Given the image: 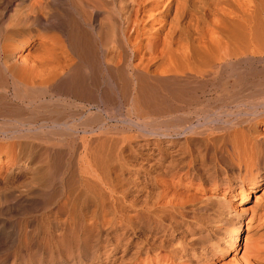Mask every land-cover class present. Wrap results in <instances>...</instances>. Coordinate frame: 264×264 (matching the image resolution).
Wrapping results in <instances>:
<instances>
[{"label":"bare ground","instance_id":"1","mask_svg":"<svg viewBox=\"0 0 264 264\" xmlns=\"http://www.w3.org/2000/svg\"><path fill=\"white\" fill-rule=\"evenodd\" d=\"M26 2L27 14L24 15L26 12L23 13V16L25 17L21 19L26 20L28 24L30 23L33 26H36L39 29L37 30L39 34V31L41 30L44 32L53 31L56 32V34L59 33V36L62 35L66 40L69 51L77 59V64L74 63L75 65H73L72 63H67L65 55L63 56V54L57 53L56 45L59 46L60 44V46H62L65 44L61 45L57 38L49 35V33L46 34L49 38H46V35H44L45 38H38V40H33V37L26 36L28 40L23 41L22 44L19 43L23 39H25L23 37L24 35L20 36L19 33H13L14 35L10 40L0 45V55L2 54L4 56V61H0V153L3 150L5 152L7 151V153H5V157H2L0 154V172L5 170L4 174H6L12 172L13 169L18 168L19 171L16 172V174H23L24 169H28V167L31 166L33 160L36 157L42 156H33L32 158H30L29 156V158L27 156L24 157L20 152L22 143H20L19 140L26 137L29 138L30 135H42V133H39L43 132L41 130L49 128L52 129L57 126H62L67 131L72 133L75 131V128L78 126V124L81 126L83 124L77 122L74 123L73 119H71L67 115H65L66 117L62 116L63 113L61 114L60 112V116H58L57 114L55 115L52 112L48 114L46 113L45 115L42 114L43 116H40V118H37L35 114L33 115L34 112H30L29 115V112L27 114H23L25 110H22L23 113L22 111L21 113H19L16 110L18 107L13 103L8 102V94L11 90L13 92L12 98L16 102L27 100L24 95L30 93L31 91L48 87L51 88L54 93H59V95L64 94L65 96L69 95L79 100L95 101L98 102L97 104H106L107 102H111V100H113V102L111 103H114V101H116L119 88L121 86L118 80L122 79L124 80V82L126 80H132L131 83L134 87V95L128 97L126 95V97H124L126 104H128V109L126 110V120L137 125L139 124L138 121L143 119L142 114L145 112V109L146 111H148L149 108H153V110L156 111L155 114H164L163 111L165 110V108L172 109L173 112L182 110L183 105H186L188 102L183 99L185 98L184 94L187 93V90L188 92H190L189 88L192 83L199 82V84H201V82H204L206 79L208 80L211 75H217L218 77V74L221 73L222 69L227 66H232L236 69H241L242 72L240 73V77L243 78L242 80H250L246 84L244 82V94H242L238 90V93H241L240 96H238L237 93L236 97H234L233 93V96L231 98H228L224 103L221 104L222 106L223 104H232L233 108L229 107L228 110L221 111L217 115L218 117H226L225 120H222L220 122V127L223 129L226 128L227 130V133L223 134L221 137L222 145L220 146L219 144L220 148H218V146V149L216 150V154L220 155L221 164L223 165L220 169L221 173L218 176L209 174L208 176L206 174L208 177L204 178V173L200 172L198 177L195 179V177L192 176L193 171L197 172V170L199 169L194 168L192 161L194 156H192V153H189L187 162L185 163V165H182L183 168L177 169L176 171L170 173V175L168 174V177H166L165 173H161L156 177H153L154 179L150 182V186L159 188L160 193L158 194V199L153 203L152 211L155 212V210L160 208L161 210L164 209L165 212H169L172 210L178 212L183 208L181 206L182 203H180V200L182 198H180L179 203H177L178 201L176 202L173 199V197L176 195V190H167L168 186L171 187L170 181L173 180V178H175L176 181L185 182L184 186L186 187V189H190L191 187H193V183L196 182L195 188L193 187L194 189L200 188L201 190H204V188L206 189V187L204 186H208L213 191L222 190V192H226L231 198H236L239 196L242 198L241 202L246 201L247 198H249L250 192L248 189V185H250L251 188L255 189L259 186L260 181L264 180V0H132V12L130 18L128 17V20L126 22L124 30L125 34L123 38L126 46L129 49L128 53H122L124 62L125 60L127 62L126 64L124 63V65L123 63H121V58H119L115 62V65L111 64L112 60H108V57L107 60L104 59L105 50L102 47L105 39V32H107L108 36V31H106V29L108 28L105 29L106 26L104 24V21L99 20L98 23L94 27H92V34L91 32H84L83 30L80 31L81 28L78 27L81 23H84L86 26H90L93 22L96 21L99 16L105 14L106 8L104 9L103 5H101L102 3H99V1L26 0ZM24 3V0L6 1V5L4 6L5 11L10 7L14 9H12L11 16H9L10 13L8 14L9 18L7 21H13L19 16L18 15L16 17L18 10L20 12V9L24 7ZM41 5L50 6L52 11H50L51 9L48 8L50 11L49 14L44 15L42 13V15H38L36 8L40 7ZM20 16L22 17V15ZM18 23L19 22H17V24ZM28 24L27 26H29ZM15 25L12 26L14 27L12 29H15ZM18 27L19 26H17V28ZM22 30L21 34L24 33ZM16 44L19 45L17 46ZM33 45H35V51L34 53H32L34 56L32 55L26 58V55H22L23 57H20V51L27 50V48L33 47ZM16 49L19 50L16 52ZM124 52H126L125 49ZM13 53L16 55V59L13 58ZM23 58L26 59L24 60ZM59 59L63 60V62H61ZM127 71H130L129 75H126ZM124 84L127 85V81ZM159 87H164L165 93H161V97L155 98L154 93L157 89H160ZM160 90L158 92H160ZM129 93L130 90L128 91V94ZM167 95H170V98H168ZM201 114L205 123H209L210 121H213L215 119V117L213 120L209 119V114H207L206 112ZM72 115L74 116V114ZM131 116H133L136 122H133L130 119L132 118ZM177 117L176 120L178 119ZM176 120L172 121L173 123L171 125L161 123V120L159 123H154L151 126H148V128H150L149 132H144L164 139V145L166 148L169 147V145H173L175 143L172 138L181 137V139L183 140L180 145L182 149L183 146H186L187 144L191 143V141H193L190 137H188L193 127L188 122H185V124H183L181 122L177 123ZM217 120L219 121V118H217ZM37 124H39V126ZM49 124H51V126H49ZM142 124L144 125L143 122ZM142 124L140 125L143 126ZM36 125L38 127H36ZM49 131L50 130H48L47 133H49ZM141 131L143 130L141 129ZM52 132L53 131H51V133ZM30 138L29 140H31ZM210 145L211 142L209 144V147H212ZM44 147L45 146H43V148ZM209 147L205 146V148L203 149V153L201 156L202 158L209 151ZM118 148L115 149H117L118 151ZM96 149L99 150L100 148L96 147ZM111 149L112 148L109 149V152L112 151L114 147L112 150ZM94 150H92V152ZM42 151L43 150L40 149L39 151H37V153L34 154L38 155ZM101 151L98 153V155L101 153ZM86 152L88 153V150ZM104 152H106L105 149ZM93 153L96 152L94 151ZM111 153H113V151ZM45 154L47 155V157H50V159L58 161L60 159L59 157L61 153L60 151H57L55 149H46L43 155ZM124 154L125 152L123 153V155ZM88 155L90 157L89 153ZM94 156L89 159H92ZM118 157H121L120 154ZM50 159H48V161ZM61 159L63 158L61 157ZM100 159H104V156H102ZM100 159L98 158V161L96 162H99L101 164L105 161H101ZM94 162L95 161H93L92 164H94ZM42 164L41 166H35L36 168L34 167L33 173L31 172L32 180L30 179V184H27L28 186H25L27 194L32 193L31 195L36 194V196H47L46 189H50L48 188V185H44L46 183L44 181L47 178L50 180L53 177L52 180H50L51 182L47 179V184L53 186L52 184L56 183L57 181L58 183H60L63 179L62 175L64 171L62 173V167L57 168V166V170H52V177H50L51 174L48 172V170L46 171L47 166L44 168L45 164L43 166ZM111 164L113 166L107 168L105 166L107 170L105 168L104 169L106 170L108 179L110 178L113 182H116L118 181L117 179H119L123 174L122 165H115L113 162H111ZM51 165L53 168V163ZM89 165L90 164H88L87 166ZM101 165L100 168H102L103 171V167H101ZM106 165L110 166L108 163ZM98 166L96 165V167ZM47 169H49V167ZM92 170L90 171L92 172ZM80 171L81 170H79V172ZM95 171L96 170H94V172ZM103 172L105 174V171ZM87 173H82L83 175L81 174L83 177L84 175L85 177L87 176L85 178L87 183L90 181L92 182V180L93 182H95L97 177L96 179L91 180L90 177L92 176ZM73 174L74 177H77V179L80 180L78 175L75 174V171L73 172ZM101 174L103 175V173ZM82 176L81 178L84 180ZM10 177L17 178L18 176L11 175ZM84 181L81 182L83 183ZM86 181L85 186L88 185ZM102 181H104V177ZM3 182L5 181L2 180V183ZM41 182H44V184H41ZM98 183L100 182L98 181ZM102 183L104 184V182ZM75 184H77V182ZM93 184L96 185V182ZM236 186H238L237 190ZM86 188H84L85 194L87 190ZM78 190L81 193L78 192L79 194H76L71 198H69V193V197L67 196L69 199L67 198V200H64L62 204H56V211L54 210L55 213H53L54 217L55 215L56 217L53 221H51V224L46 225L45 227L41 225L40 228L32 229L29 232H26L28 230L23 231V233L20 232L21 234L18 232L20 235L11 234L10 232H6L3 228H0V252H2L3 249L11 247L14 243L20 241L22 243L24 242L25 246H29L31 248L33 254L32 258L34 259L31 264H77L78 261L76 260L80 257L79 253L85 251V249L90 244V232H92L94 228H96V225H98V219L96 220V216L99 215L98 210L101 209L104 212L105 209V203L101 204L100 202H98L96 205L92 202L93 198H91V200H88L87 197L83 199V191L80 189ZM17 191L13 188L9 190L5 189L4 191L0 192V210H4L5 207L6 211L9 209H13L14 207H16V202H22L24 197L23 195H16ZM97 192L99 196V191ZM145 194L147 195L146 192ZM64 198L66 199V196ZM160 198L162 200L167 198V200L159 203L158 201L160 200ZM175 198L177 199V195ZM208 198H210V196ZM201 201L203 202L202 199ZM80 202H84V204L88 206L87 210L89 211L87 213H79L78 207L81 204ZM208 202L210 201L208 200ZM228 202L229 200H227V203ZM4 203H7V205L4 206ZM204 203H206L205 200ZM253 207L257 209L258 204L255 203ZM150 208H152V206ZM120 211L121 209L118 210L119 213ZM156 212L158 213L159 210ZM262 213L263 217L260 219V215L258 214L259 216L256 219L257 225L252 232L253 237H247L246 232L242 254L239 257L234 255V264H264V209L262 210ZM108 214L111 213L105 214L104 212V215L106 216H104L106 218V222L109 221L108 218H110H107V216H110ZM226 214H224L223 210L219 211V215L223 218L219 217L218 222L222 221V226H219V224L217 223L216 226H214L215 228H210V230H213L211 231L213 233L212 235H209L208 238L205 236L198 237V234L196 235V238L192 233L193 231L189 232V236H187L188 234L184 233L178 236L169 234V237L171 236L172 239H176V241L180 240L182 242H178L177 248L175 246L174 248H172V239L168 240L167 242V240L156 237L157 234L152 235L150 238L151 241L148 243V247L144 251L146 257L142 262H139L138 264H211L208 263V259H198L202 258V254H200L201 251L197 252V256H195L197 258L191 255L192 252L195 253L196 249H193L195 244H201L203 238L206 240L205 244L207 242L209 243V253H211L212 256L216 259L218 258V256H221L225 253L237 252L236 250L239 247V245L237 244V240L240 230V222L238 220L239 216L235 215L236 217L228 220L229 218L224 219ZM122 215H128V213H124L123 211ZM100 216L103 217L102 213L100 214ZM58 217L63 218L62 221H57ZM130 217L126 219H130ZM85 219L86 221L87 219H89L90 224H85ZM103 219L99 220L103 221ZM202 223L203 222H201V224ZM247 228L248 226H246L245 231H247ZM201 231H203V229ZM249 238H254V240L252 244L249 245L250 247H247V240ZM198 246H200L201 249L205 248L204 245ZM150 252L152 253V256L147 257ZM189 256L193 257L194 260H192ZM104 258L105 261L103 262V264L111 263L112 260L109 259L108 255ZM210 261L212 262V260ZM1 264L7 263L3 261Z\"/></svg>","mask_w":264,"mask_h":264},{"label":"rangeland","instance_id":"2","mask_svg":"<svg viewBox=\"0 0 264 264\" xmlns=\"http://www.w3.org/2000/svg\"><path fill=\"white\" fill-rule=\"evenodd\" d=\"M6 1L7 0H0V45H2L4 42L10 40L15 33H19L20 36L24 35L23 37L25 39H23L19 44H22L23 41H25V40L27 41L28 36L33 37L32 38L33 40H35V39L38 40V38L39 39L45 38L44 35L49 33V35L53 36L54 38H57V40L59 41V43H61V45L65 44L62 46H60V44H59V46L56 45L57 53H59V54L61 53V54H63V56L65 55V57L67 59V63H69V64L72 63L73 65L77 64V59L69 51L66 40L62 35L59 36V33L56 34V32H53V31H45L44 32L41 30L39 31L40 32V34H39L37 31L39 29L36 26H33L30 23L28 24V22L26 20L21 19V18L25 17V16H23V13L26 12L24 15L27 14V2H26V0H24L25 5L23 4L24 7L22 9H20V12L18 10V13L16 15V17L19 15L17 17L18 19L16 18L15 20H13L15 23L13 21H10V22L7 21L9 16L12 15L11 13H12L13 8L10 7L5 11L4 6L6 5ZM96 1L97 2L99 1V3H102L101 5H103L104 9L106 8L105 14L99 16L96 19V21L93 22L90 26H86L84 23H81V24H79L78 27L81 28V29L79 28L80 31L83 30L84 32H86V31L91 32V34H92V31H91L92 27H94L98 23L99 20L104 21V24L106 26L105 29L108 28V29H106V31H108V36H107V32H105L106 35L104 34L105 39H104V44L102 47L105 50L104 51L105 54L103 53L105 56L104 59L107 60L109 58L108 60H110V61L112 60L111 64L115 65V62L119 58H121L120 59L121 63H123V65H124V63L126 64L127 62H126V60L124 62V57H123L122 53L123 54L128 53L129 49L126 46L123 38H124V34H125L124 30H125L126 22L128 20V17L130 18V15L132 12V7H131L132 6L131 5L132 0H96ZM43 6L41 5L40 7L36 8L38 15H42V13L44 15L49 14L50 11H52L50 6H48V5H43ZM41 8H42V10H41ZM48 8L51 10L49 11ZM19 13H21V14H19ZM8 14H9V16H8ZM20 15H22V17ZM21 21L23 23H26V22L27 23L23 24ZM17 22H19V23L17 24ZM20 22L22 25L20 24ZM27 24L29 26H27ZM13 25H15L16 31H15V29H12V28H14V27H12ZM17 26H19V27L17 28ZM1 29L3 32L1 31ZM21 30L24 32L23 34H21L22 33ZM40 35H41V37H40ZM61 37H63V38H61ZM46 38H49L48 35H46ZM62 41H63V43H62ZM34 46L35 45H33V47L27 48L28 51L27 50L20 51L21 52V53H19V54H21L20 57H23L24 55H26V58L28 56H32L33 55L32 53H34V51H35ZM122 49H123V51H122ZM124 49L126 52H124ZM18 50L19 49H16L15 51L17 52ZM16 52H14V53H16ZM29 53H30V55H29ZM15 56L16 55L14 54L13 58H15ZM26 58H23V59L25 60ZM0 61L1 62L4 61V56L2 54L0 55ZM60 61L63 62V60H60ZM241 72L242 71H241V69L239 70V68L236 69L235 67L227 66L221 70V73L218 74V77H217V75L216 76L211 75L208 78V80L206 79L204 82H201V84H199V82L192 83L191 84L192 86L190 85V88H189V91L191 92V94H190V92H188V90H187L188 94L187 93L184 94L185 98H183V99L185 101H188V102L186 105H183L182 110L177 111V112L176 111L173 112L172 109L165 108V110L163 111L164 114L163 113L162 114H158V113L155 114L156 111H154L153 108H151V109L149 108L148 111H146V109H145V112L143 111L144 113L142 115H143V119L145 117L146 118L144 120L143 119L139 120L138 121L139 124H137V125L130 123L128 120H126V118H127L126 117L127 116L126 110L128 109V104H126L124 97H126V95H127V97L134 95V92H133L134 87L131 83L132 80H130V81L126 80L127 85L124 84L126 81L124 82V80H122V79H120L122 81L118 80L119 84L121 85L119 88L118 95H117L118 97L116 98V101H114V103H111V102H113V100H111V102H107L106 104H102V103L97 104L98 102H95V101L79 100V99H76V98L69 96V95L65 96L64 94L59 95V93H54L52 91V89L48 88V87L38 89L35 91H31L30 93L24 95V97H26L27 100L21 101V102H16L12 98L13 92L11 90L8 94V97H9L8 100L9 101L8 100L7 101L13 103L18 108L21 109L20 110L16 107L17 112L21 113L22 110L23 111L25 110L24 113H23V111H22V113L27 114L29 112L28 113L29 115H30V112L31 113L34 112L33 115L35 114L37 118H40V116H43L46 113L48 114V113L53 112V114H55V115L57 114L58 116H60L63 113L62 116L66 117L65 115H67L68 117L73 119L74 123L75 122L81 123V124L83 123L82 124L83 127L78 124V126L75 128V131H74L75 133L72 132L73 133L72 134L71 132L67 131L64 127L57 126L55 128H52V129L49 128V129L41 130L43 132H39V133H42V135L41 134L36 135L37 137L40 136L39 138H37L36 136L30 135L29 138L31 137L30 138L31 140H29V138H27V137L23 138L25 140H23V139L19 140L20 143H22L21 147H23V148L20 147V152L23 154L24 157L29 156L30 158H32L33 156H41V155L42 156L36 157L33 160V163L31 164V166L28 167V169H24L23 174H20V175L16 174V172L19 171L18 168L13 169L12 172L6 173V174H4L5 170L0 172V176H1V178H0V189H1L0 192L4 191L5 189L9 190V189L14 188L16 191L18 189L16 195H23V197H24L22 202H20V201H18V203L16 202V205H15L16 207H18L20 205L18 208L14 207L13 209H9L6 211L5 210L6 207H5L4 210L3 209L0 210L1 211L0 212V228H3L6 232H10L11 234L20 235L25 230H28L26 232H29L32 229L40 228L41 225L45 227L46 225L51 224L52 223L51 221H53L54 218L56 217V215L54 217V214H53L56 211L55 210V207L57 206L56 204H62V202H64V200H67V198L69 196H70L69 198H71V197H74L76 194H79L78 192H80V191L78 189H80L83 191V197H82L83 199L85 197H87L88 200H91V198H93L92 202L96 205L98 202H100L101 204L105 203L104 208L106 210L108 209L107 211L104 209L105 214H107V213H111V214H108L110 216H107V218L108 217H110V218H108L109 221L106 222L105 221L106 216L104 215L103 210H101V209L98 210L99 215L97 214L98 216H96V220L98 219V222H97L98 225H96V228H94V230L92 232H90V234H89V243L90 244L88 243L89 245L85 249V251L79 253L80 257H79V259L76 260V261H78L77 264H103V262L105 261L104 257L107 255H108L109 259L112 260L110 264H138L139 262H142L143 259L146 257L144 254V251L148 247V243L151 241L150 238L152 235L157 234L156 237H160L161 239L167 240V242H168V240L172 239L171 236L169 237V234H174V236H178V235L184 233V234H188L187 236H189L190 231H193L192 233L194 234L195 237L198 234L197 235L198 237L199 236H205L208 238V236L212 235V233H213V232H211L213 230H210V228L211 229L215 228L214 226H216L217 223L219 224V226H222L221 225L222 221L218 222V218L219 217L223 218L222 216L219 215V211L223 210L224 214H226V213L228 214V215L227 214L225 215L224 219L229 218L228 220H230L231 218L239 216L238 220L240 222V230H239V237L237 240V244L239 245V247L236 250L237 252L225 253L221 256H218V258L216 259L215 257L212 256L211 253H209V249H208L209 243L207 242L205 244L206 240L203 238V241L201 244H197V245L195 244V246L193 248L194 250L196 249L195 253L192 252L191 255H193V257H195V256H197V252L201 251L200 254H202V258H198V259H201V260L202 259L203 260L208 259V263H211V264H234V262H235V260L233 258L234 255L239 257L242 254L243 246L245 243L244 237L246 235V232H247V237L252 236V232H253L255 226L257 225L256 219L258 218L259 215H260L259 216L260 219L263 217L262 210L264 209V193H263L264 192V180L260 181L259 186L255 189L251 188V186L248 185V189L250 192L249 198H247L246 201L241 202L242 198L239 196L236 198H231L229 196V194H227L226 192L224 193V192H222V190L221 191H213L208 186H204V187H206V189L204 188V190H201L200 188L194 189L195 184H196L195 181H194L195 183H193L194 188L191 187L190 189H186V187L184 186L185 182L176 181V179L173 178V180L170 181L171 187L168 186L167 190L171 191L173 189V190L177 191V193L175 191V194L177 195V199L175 198L176 195L173 197L174 201H176V202L178 201L177 203H179L180 198H182L180 200V203L183 204V205L181 204V206L183 207L182 209H180L181 212H180V210L178 212H175L174 210L169 211V212L168 211L165 212L164 209L161 210L160 208L155 210V212L152 211L153 210V203L158 199V194L160 193V189L157 187L150 186V182L153 181V179H154L153 177H156L157 175H159L161 173H165L166 177H168V174L170 175V173L176 171L177 169L183 168L182 165H185V163L187 162L189 153H192V156H194L192 159L194 168L199 169V170H197V172L193 171L192 176H194L195 179L198 177L200 172L204 173V176H203L204 178H207L209 175L218 176L221 173L220 169L223 165L221 164L220 155L216 154V150L218 148H220V146L222 145L221 144V137L223 134L227 133V130H226V128L223 129L220 127V122L222 120H225L226 117H224V116L218 117L217 115L221 111L228 110L229 107L233 108L232 104H229V105L223 104V106L221 104L224 103L228 98H231L233 95H234V97H236L238 90L242 94H244L243 91L245 89V84L250 79L242 80L243 78L240 77ZM127 73H126V75H129L130 71H127ZM220 74H221V76H220ZM231 76H232V78H231ZM244 82H245V84H244ZM193 84H195V85H193ZM125 85H126V87H125ZM159 88L161 90L157 89L156 92L154 93L155 98L161 97L162 96L161 93H163V94L165 93L164 87H159ZM194 88H196V89H194ZM121 89L123 91V94H122ZM128 89L130 90V93H129L130 95L128 94V91H129ZM191 89H193V90H191ZM159 90H160V92H158ZM125 92H127V93H125ZM240 92L238 93V96L241 95ZM189 95H191V96H189ZM167 96H168V98H170V95H167ZM19 105H20V107H19ZM153 111H154V113H153ZM205 112L207 114H209V117H210V118L208 117L209 119L213 120L215 117V119H214L215 121L213 120V121H210L209 123L206 122L207 123L206 124L204 122L202 114H201V113H205ZM215 113H217V114H215ZM72 114H74V116ZM177 115H178V117H177ZM131 117L132 118H130V119L133 122L134 121L136 122V120L133 118V116H131ZM176 117L178 118L177 120H180L182 118L184 122L182 121V119L180 121H177ZM171 118L172 119L174 118V119L172 120ZM217 118H219V121L217 120ZM174 120H176L177 123L181 122L183 124H185V122H188L193 127L191 132H190L191 135L189 134V136H188L193 141H191L192 144L189 143L186 146H183V148H186V149H183V148L181 149L180 145L183 142L181 137L172 138V140H174L175 143L173 145H169V147L166 148L164 145V139L157 137V136H153L149 133H145V132L150 131V128H148V126H151L154 123H159L161 121V123L171 125L173 123L172 121H174ZM142 122L144 123V125L142 124ZM0 124H1V121H0ZM140 124H142L143 126H141ZM37 125L39 126V124H37ZM37 125H36V127H38ZM49 126H51V124H49ZM141 129L143 131H141ZM48 130H50L49 133H47ZM51 131H53L54 133L53 132L51 133ZM68 132H69V136H68ZM45 133H46V135H45ZM36 139H37V141H36ZM125 140H126V142H125ZM210 142H211L210 146H212V147H209ZM122 144H124V145H122ZM219 144H220V146H219ZM43 146H45V147L43 148ZM205 146H208L210 149L207 152V154L202 158L201 156H202L203 149L205 148ZM96 147L100 148V149L98 150V149H96ZM101 147L103 148V150ZM106 147H107L108 152L106 150ZM113 147H114V149H113ZM110 148L113 149V150L111 149L113 151V153H111L112 151L109 152ZM115 148H118L119 152ZM23 149H24V153H23ZM40 149L43 150L40 154H38V155L34 154V153H37V151H39ZM46 149H55L57 151H60L61 154H60L59 158L61 159V157H62L63 159L60 160L58 158L59 159L58 161H56V160L54 161L53 159H50V157H47L46 154H45L46 156L43 155L44 151H46ZM94 149H96L98 151H96ZM104 149L107 153L104 152ZM87 150H88V153L90 154V157H89L88 153L86 152ZM92 150H94L96 153H93L94 151L92 152ZM114 150H116V151H114ZM188 150H190V151H188ZM100 151H101V153L98 155V153ZM85 152L87 153L88 156L86 155ZM102 152H104V153H102ZM124 152H125V154L123 155ZM199 152H200V154H199ZM5 153H7V151L5 152L3 150V151H1L0 154L2 157H5ZM113 154H114V157H113ZM119 154L121 157H118ZM91 155L92 156L95 155V156L92 159H89L92 157ZM109 155H110V157H109ZM102 156H104V159H100ZM47 158L50 160L48 161ZM98 158L101 161L105 160L104 162L101 163L102 165L99 162H96V161H98L97 160ZM106 158H108V159H106ZM118 158H119V160H118ZM91 160H92V162H91ZM106 160H107V162H106ZM108 160H109V162H108ZM93 161H95L96 163L94 162V164H92ZM40 162H41V164L43 163L42 166L45 164L44 168L47 166L46 171L48 170V172L51 174L50 177H52L51 172H53L57 166H58L57 168L62 167L61 168L62 173L64 171V173L62 175L63 181L61 180L60 183H58V181L56 183L53 182L54 184H52L53 186H51L50 184H47L48 180H49L48 178H47L48 180L46 179L47 181L46 180L44 181V182H46L45 184H44V182L43 183L41 182V184L48 185L49 186L48 188L50 189V190L46 189L47 196L44 195V197L38 196V195L36 196V194L31 195L32 193L27 194V190L25 187V186H28L32 180L31 179V177H32L31 172L33 173L34 167L35 166L37 167V165L41 166ZM61 162H62V164H61ZM105 162H106V164L108 163L110 166L106 165ZM111 162H113L115 165H117V164L119 166L122 165L123 174L121 175V177L119 176L120 177L119 179H117L119 182L118 181L113 182L110 178L108 179V176L106 175L107 174L106 168L113 166L111 164ZM37 163H39L40 165ZM52 163H53V168L51 165ZM56 163H58V164H56ZM97 163H99V164H97ZM64 164H66V165H64ZM86 164L87 165L90 164L89 165L90 168ZM200 164H201V166H200ZM93 165H95V166H93ZM96 165L97 166L99 165V166L96 167ZM100 165H101V167H103V171H105V174L102 171V168H100ZM86 166H87V169H86ZM105 166H106V168H105ZM48 167H49V169H47ZM73 168H74V170H73ZM91 168L96 170V171L94 172V170H92ZM100 169H101V171H100ZM79 170H81V171L79 172ZM90 170H92V172ZM74 171H75V174L78 175L80 180H78L77 177H74V174H73ZM83 171H85V172H83ZM77 172H79V173H77ZM90 172H91V175H90ZM98 172H100V173H98ZM82 173H87L92 177L94 176L93 178L90 177L91 180L96 179V177H97L96 181L94 180L96 182L97 186L93 184V183H95V182H93V180H92V182L90 181L87 183V181L85 179L87 176L85 177V175H84V177H83ZM101 173H103V175ZM95 174L96 175L98 174V175L96 176ZM206 174L207 175L209 174V175L207 176ZM11 175H17L18 177L13 178V177H10ZM205 175H206V177H205ZM81 176L84 178V180L86 181V183L88 185L85 186V181L81 178ZM101 176H102V178H101ZM103 177H104V181H102ZM52 178L50 180H52ZM72 178L76 179L77 181L73 180ZM1 179L5 181V182H3L4 184L2 183ZM97 180L100 183H98ZM81 181H84V182L82 183ZM101 181L104 182V184ZM76 182L79 185V187L81 186L80 188L78 187L77 184H75ZM173 183H174V185H173ZM64 184H65V186H64ZM109 184H111V185H109ZM50 186L53 188H51ZM88 186H89V189H88ZM92 186H93V188H92ZM7 187H9V188H7ZM94 187H96V188H94ZM237 187L238 186H236V190L238 189ZM3 188H5V189H3ZM58 188H60V189H58ZM84 188L87 189L86 194L84 193L85 192ZM186 190H189V191H186ZM97 191H99V196H98ZM145 192L147 193V195L145 194ZM58 193L61 195H59ZM68 194H69V196H68ZM65 196H66V199L64 198ZM207 196L208 197L210 196V198H208ZM94 197H95V199H94ZM143 197H144V199H143ZM60 199H61V201H60ZM201 199L203 200V202L201 201ZM41 200H43V201H41ZM166 200H167V198L164 200H162L160 198V200L158 202L162 203ZM204 200L206 201V203H204ZM208 200L210 202H208ZM227 200H229L228 203H227ZM38 201L39 202L41 201V202L39 203ZM117 202H119V203H117ZM80 203L81 204L78 207L79 213L80 214L87 213L89 211V210H87L88 206H86L84 204V202L83 203L80 202ZM255 203L258 204L257 209H255L253 207ZM31 204L32 205L34 204L33 206H35V207H33ZM37 204H38V206H37ZM5 205H7V203H4V206ZM105 206L106 207L108 206V207L106 208ZM114 206H116V207H114ZM149 206L150 207L152 206V208H150ZM205 206H206V208H205ZM119 209H121L120 213L118 212ZM197 209H199V210H197ZM158 210L162 216L159 214V212L158 213L156 212ZM123 211H124V213H128V215H124L125 216L124 217L122 215ZM144 211L146 212V214ZM51 212H52V214H51ZM99 212L102 213L103 217L100 216L101 213H99ZM113 214H114V216H113ZM128 216L130 217V219H126V218H129ZM140 216H142L144 219ZM113 218L115 219V221ZM62 219L63 218L58 217L57 221L60 222V221H62ZM99 219L100 220L103 219V221H100ZM85 221H86V219H85ZM85 221H84L85 224H90L89 219H87L86 222ZM102 222H104V223H102ZM201 222H203V223L201 224ZM209 223H210V225H209ZM194 225L196 226V228ZM104 226H106V227H104ZM246 226H248L247 231H245ZM194 229H196V230H194ZM202 229H203V231H201ZM18 232L19 233L21 232V233L19 234ZM185 232H187V233H185ZM251 239L249 238L247 240V247H250L249 245L252 244V242L254 240V238L252 240ZM172 240H173V242H172L173 247L172 248H174V246L177 248L178 242L182 243L180 240H178V241H176V239H172ZM193 240H194V238H193ZM194 242H195V240H194ZM198 245H204L205 248L203 247L204 249H201L200 246H198ZM151 256H152V253L150 252L147 257H151ZM206 256H208V257H206ZM32 257H33V254H32L31 248L29 246H25L24 242L22 243L19 241V242L14 243L11 247H7V248L3 249L2 252H0V264L3 261H5V263H7V264H31L32 261H34V259ZM193 257H190V258L192 260H194ZM195 258H197V257H195ZM210 260H212V262ZM40 264H42V263H40Z\"/></svg>","mask_w":264,"mask_h":264}]
</instances>
